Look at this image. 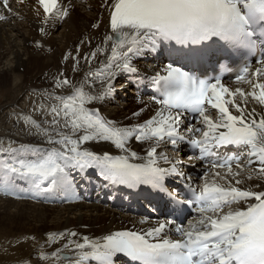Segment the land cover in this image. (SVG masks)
<instances>
[{"label": "snow or ice", "instance_id": "1", "mask_svg": "<svg viewBox=\"0 0 264 264\" xmlns=\"http://www.w3.org/2000/svg\"><path fill=\"white\" fill-rule=\"evenodd\" d=\"M3 5L9 9V0H3ZM108 7L111 34L105 35L102 45L83 55L77 49L76 56L64 57L74 61L71 71L75 74L80 71L81 59L91 65L107 48L111 54L104 61L105 70L89 68L78 82L60 72L53 77L51 90H41L42 101L34 102L33 110L45 119L38 122L26 116L24 122L36 129L34 134L48 147L21 144L14 155L0 158V191L17 198L52 192L74 198V173L85 178L88 170L94 169L108 184L150 186L165 194L175 207L169 217L157 219L146 229L117 230L96 239L83 236L77 240L71 239L78 236L75 231L58 233L49 242L67 235L63 250L70 254L62 255L58 249L39 259L54 264H117V257L123 255L132 264H264V116L257 119L255 109L245 111L249 97L264 106V83L248 79L249 75H264V0H109ZM40 9L44 22L69 14L62 0H37L38 16ZM3 19L6 17L0 15ZM161 45L167 46L171 62L164 67L165 74L157 72L151 77L156 89L152 99L161 106L155 115L143 123L118 126L98 108L89 107L103 103L114 92L118 74L139 75L134 58L147 48L155 52ZM257 55L260 67L252 72L245 62L236 76L237 82L252 84L250 93L241 88L230 90L222 76L201 78L185 70L204 61ZM97 82L100 91L94 90ZM85 86L93 90L85 91ZM237 95L244 106L236 102ZM206 104L218 111L216 119L206 114ZM229 105L239 114L234 115ZM185 113L198 116L203 127L181 129ZM132 115L139 117L140 112ZM133 137L148 142L146 156L128 147ZM90 141H110L121 154H98L82 147ZM185 142L193 151L199 150L190 161L210 163L197 187H193L192 176L183 171L182 161L157 151L164 143L178 153ZM228 145L237 146V151L223 156L216 151ZM136 160L142 162H133ZM161 160L168 167H162ZM220 169L225 170L223 174ZM254 176L257 182L246 186ZM173 177L187 192L168 187L166 179ZM17 181L28 187L22 189ZM184 205L195 207L199 214L187 227L176 220Z\"/></svg>", "mask_w": 264, "mask_h": 264}, {"label": "bare ground", "instance_id": "2", "mask_svg": "<svg viewBox=\"0 0 264 264\" xmlns=\"http://www.w3.org/2000/svg\"><path fill=\"white\" fill-rule=\"evenodd\" d=\"M10 2L14 5H9V9H5L3 0H0V15L6 17L0 20V89L7 86L11 88L10 96L0 104V129L14 131L18 134L21 130L13 128L14 119L12 115L9 116V112L13 114L15 120L18 119L17 117L20 118L17 120L20 121V126L23 125L20 116L24 112L21 106L23 104H26V109L35 113L32 117L36 121L41 122L45 119L41 113L33 110L34 102L39 104L42 101L41 90L52 89L53 77L64 72L74 82H78L83 79L84 73L89 68L94 72L105 70L104 61L106 56L111 54L107 48L105 53L100 54L91 65L81 59L80 71L75 74L71 71L74 61L71 58L64 60V57L69 54L70 57L76 56L77 49L83 55L95 51L98 45H102L105 35L111 34L110 11L109 0H62L68 6L69 14L66 17L62 15L49 17L47 22H44L41 10V15L36 14L35 0H23V2L12 0ZM94 24L97 26L93 27ZM42 27L45 29L44 33L40 31ZM161 49L162 45L155 52L144 50L141 56L134 58L133 64L138 68L139 75L118 74L116 81L119 79L121 81L116 89L114 88V92L106 97L103 103L89 105V107L98 108L103 117L116 121L118 126L143 123L155 115L161 106L155 103L151 94L143 96L142 91L144 89L147 94L151 88L148 83L152 75L165 67L166 61L170 60L169 54ZM164 56L166 61L163 59ZM129 86L138 91L136 93L140 95V99H130L123 94ZM240 88L245 92L252 91V87ZM91 90L93 89L85 86V91ZM94 90H101L99 82L95 84ZM68 91L65 89V94ZM236 100L244 106V100L239 95ZM117 104L119 105L116 106ZM253 109H255L257 119L260 118L259 115L264 116V106L249 97L245 111L250 112ZM133 112H140L139 117H133ZM46 119L50 120L51 117H46ZM24 128L22 130H25ZM26 128L23 141L29 144L40 143L48 147L41 137L34 134L36 129H30L27 125ZM133 139L135 140L133 137L129 141L128 147L136 151L139 156H146L145 149L148 147V142L134 143ZM82 147L98 154L104 151L111 155L121 154L110 141H90ZM2 149L3 146L0 144V151ZM157 151L166 153L172 160L182 161L185 165L183 171L187 174H189L187 163L192 164L197 161L196 159L190 161L189 157L192 155L189 153L184 156L170 150ZM90 178L92 180L88 182L92 184V188H96L98 184L96 181H98L100 186L98 191L104 195L108 193L107 203L81 205L93 199V194L89 192L92 188L86 191L91 185L85 186V189L80 192L76 190V196L80 197L81 202L69 205L70 207H59L58 205L62 203L56 196L44 198L39 195L37 198H17L16 196H5L0 191V264H54L52 260H41L39 257L43 254H51L58 249L61 250V254H70L63 250V245L69 239L67 235L57 239L55 243L49 242L56 234L75 231L78 236L71 237L73 240L83 236L96 239L111 231L132 228L139 221V218L134 219L121 215L118 208L111 207V205H118L127 200V196L121 193L116 184L103 181L94 169H92ZM251 182H257L256 178H253ZM27 187L25 183L22 189Z\"/></svg>", "mask_w": 264, "mask_h": 264}, {"label": "rangeland", "instance_id": "3", "mask_svg": "<svg viewBox=\"0 0 264 264\" xmlns=\"http://www.w3.org/2000/svg\"><path fill=\"white\" fill-rule=\"evenodd\" d=\"M116 86H117V84H116ZM138 93V91H136V89L134 88V87H131V86H129V87H127L125 90H124V92H123V94L127 97V98H130V99H134V100H136V99H140L141 97H140V95H138L137 93ZM10 94H11V88H10V86H7L6 88H1L0 89V104L6 99V97H9L10 96ZM119 102V101H118ZM113 106L115 105V104H112ZM119 104H117L116 106H118ZM22 107L24 106V104L23 105H21ZM123 107V106H122ZM23 108H25V106L23 107ZM25 116V113H22L21 114V117H24ZM17 122V124H15L16 126H18V121H16ZM23 128V127H22ZM22 128H21V131H20V133L21 134H24L25 132L24 131H26L27 130V128H26V126H25V130H22ZM4 131V132H3ZM20 133H15L14 131H8V130H1L0 129V144H5V145H7V144H9L10 142L12 143V145L11 146H13V145H19V144H23V143H21V142H19L15 137L17 136V137H19V134ZM2 134V135H1ZM9 134H11V135H9ZM3 136V137H2ZM11 136V137H10ZM14 136V137H13ZM2 138V139H1ZM4 138H6V139H4ZM134 140V139H133ZM22 141H23V139H22ZM16 142H18V143H16ZM134 143H137V141H135L134 140ZM25 204V203H24ZM31 204V203H30ZM92 203H90L89 205H91ZM81 205H88V203H86V204H81ZM36 206H40V205H36ZM62 206V205H61ZM69 206V205H68ZM68 206H62V207H68ZM60 207V206H59ZM70 207V206H69ZM76 213V215H79V213H77V212H75ZM11 262H13V261H11Z\"/></svg>", "mask_w": 264, "mask_h": 264}]
</instances>
